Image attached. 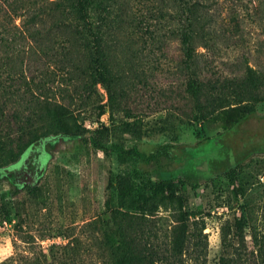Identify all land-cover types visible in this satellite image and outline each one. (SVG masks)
I'll return each instance as SVG.
<instances>
[{
  "label": "rangeland",
  "instance_id": "374dc122",
  "mask_svg": "<svg viewBox=\"0 0 264 264\" xmlns=\"http://www.w3.org/2000/svg\"><path fill=\"white\" fill-rule=\"evenodd\" d=\"M85 2L102 3L98 14L116 79L115 99L102 87L104 81L97 95L84 96L85 101L73 97L64 66L48 62L35 44L18 41L14 50L0 49V110L10 120L14 112L32 111L30 99L66 101L89 130L107 128L104 140L114 147L134 148L144 156L166 148L167 165L182 180L177 200L189 226L179 264H264L259 253L264 246V101L236 103L230 89L232 82L253 75L263 82L264 96L263 6L220 0L211 26L198 28V64L191 71L210 99L226 105L206 120H191L183 91L188 71L169 1ZM239 4L250 12L238 11L240 18L233 19L230 7L239 9ZM87 47L78 45L82 53ZM99 104L105 105L101 116ZM247 109L252 111L245 115ZM44 151L32 169L30 190L22 188L15 169H0V263L114 264L100 229L83 227L92 220L111 225L109 201L117 205L111 199L112 174L136 169L147 178L151 164L120 162L116 153L106 154L80 138H57L45 143ZM144 193L155 210L149 217L158 243L171 248L178 201L156 198L150 187Z\"/></svg>",
  "mask_w": 264,
  "mask_h": 264
},
{
  "label": "trees",
  "instance_id": "16d2710c",
  "mask_svg": "<svg viewBox=\"0 0 264 264\" xmlns=\"http://www.w3.org/2000/svg\"><path fill=\"white\" fill-rule=\"evenodd\" d=\"M168 1V5L176 10L178 27L175 35L179 40L183 63L188 71L183 89L191 107L188 116L191 120H206L226 104H223L224 101L210 99L198 78L193 75L191 70L198 64L194 41L199 27L211 26L210 19H213L215 6L220 0ZM250 1H257V7L262 5L264 11V0ZM0 2V49L14 50L18 41L21 44L33 43L48 62L59 61L64 66L68 80L72 81L74 86L73 97L85 101L84 96L90 98L97 95L98 85L104 81L102 87L110 99H115L116 79L111 69L110 52L103 38L101 14H98L102 8L101 2L95 6H88L85 0ZM241 5L239 4V9L230 7L233 19L240 18L239 12H250L248 6L244 9ZM15 18L21 19V24H14ZM78 45H87V52L85 50L82 53ZM232 85L230 89L233 97L237 99L236 103L264 101L261 79L250 75L237 79ZM30 101L33 109L27 115L14 112L9 120L4 110H0V169H15L19 172L17 177L20 176L22 188L30 190L35 181L34 177L31 178L32 172L45 156L44 144L60 137L80 138L87 142L91 140L95 148L106 154L116 153L119 161L123 163H150L151 170L147 173V178L136 169L112 174L110 186L114 196L111 199L115 198L117 205L113 206L112 201H109L111 225L103 222L99 226V221L92 220L84 225L83 230L89 229L92 232L100 229L103 247L110 252L114 264H179L186 250L189 226L183 204L181 200H177L178 187L182 180L179 175L173 174L167 165L171 155L166 148L144 156L134 148L125 149L122 145L114 147L104 140L107 128L94 131L86 128L75 113L72 103L48 97L38 98L36 102L32 99ZM227 102L228 105L232 104L231 101ZM97 108L98 116L105 113L104 104L97 105ZM251 111L247 109L243 113L246 115ZM26 176L28 179L30 176V179L27 180ZM228 176L232 181L236 180L235 171H228ZM148 187L156 198L164 197L178 201L174 209L176 224L172 229L171 248H163L158 243L157 229L149 217L155 210L149 208L151 198L144 193ZM72 239L76 242L78 240L75 236ZM259 253L264 262V246L260 248Z\"/></svg>",
  "mask_w": 264,
  "mask_h": 264
}]
</instances>
